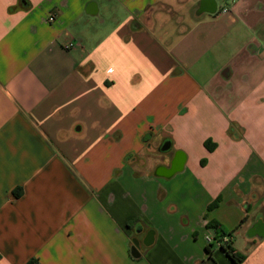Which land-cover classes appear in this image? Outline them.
I'll use <instances>...</instances> for the list:
<instances>
[{
  "label": "crops",
  "instance_id": "1",
  "mask_svg": "<svg viewBox=\"0 0 264 264\" xmlns=\"http://www.w3.org/2000/svg\"><path fill=\"white\" fill-rule=\"evenodd\" d=\"M33 257L264 264V0H0V264Z\"/></svg>",
  "mask_w": 264,
  "mask_h": 264
},
{
  "label": "water",
  "instance_id": "2",
  "mask_svg": "<svg viewBox=\"0 0 264 264\" xmlns=\"http://www.w3.org/2000/svg\"><path fill=\"white\" fill-rule=\"evenodd\" d=\"M169 148H170V144H169L168 141H166V142L164 143V145L161 147L160 150H162L163 152H167V151L169 150ZM138 246H139V243H138L137 240H135V241H134V245L132 246V254H133L134 256H138V255H139V253H138ZM136 252H137V254H136Z\"/></svg>",
  "mask_w": 264,
  "mask_h": 264
},
{
  "label": "built area",
  "instance_id": "3",
  "mask_svg": "<svg viewBox=\"0 0 264 264\" xmlns=\"http://www.w3.org/2000/svg\"><path fill=\"white\" fill-rule=\"evenodd\" d=\"M223 11H227V8L224 7V8H223ZM54 19H55V14H51V15L49 16V20L52 21V20H54ZM73 46H74V42H72V41H70L69 43L66 44V47H67V48H72ZM207 240H208L209 243H211V242L213 241V238H212L211 236H208V237H207ZM227 240H228V238H226V237L223 238L222 243H223L224 241L227 242Z\"/></svg>",
  "mask_w": 264,
  "mask_h": 264
},
{
  "label": "trees",
  "instance_id": "4",
  "mask_svg": "<svg viewBox=\"0 0 264 264\" xmlns=\"http://www.w3.org/2000/svg\"><path fill=\"white\" fill-rule=\"evenodd\" d=\"M206 146H207L209 149H212V148H213V145H211V143H209V142L206 143ZM15 194L18 195L19 193L16 192ZM208 247H209V246H208ZM207 250H208V248H207ZM25 264H40V262H39L38 258L33 257V258L29 259L28 262H26Z\"/></svg>",
  "mask_w": 264,
  "mask_h": 264
},
{
  "label": "clouds",
  "instance_id": "5",
  "mask_svg": "<svg viewBox=\"0 0 264 264\" xmlns=\"http://www.w3.org/2000/svg\"><path fill=\"white\" fill-rule=\"evenodd\" d=\"M149 166H151V162H149Z\"/></svg>",
  "mask_w": 264,
  "mask_h": 264
}]
</instances>
